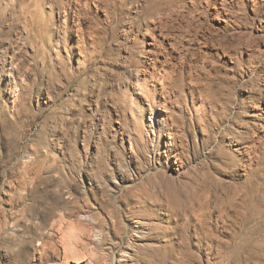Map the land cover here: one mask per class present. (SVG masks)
Segmentation results:
<instances>
[{
	"label": "rangeland",
	"instance_id": "rangeland-1",
	"mask_svg": "<svg viewBox=\"0 0 264 264\" xmlns=\"http://www.w3.org/2000/svg\"><path fill=\"white\" fill-rule=\"evenodd\" d=\"M263 108L264 0H0V264H264Z\"/></svg>",
	"mask_w": 264,
	"mask_h": 264
},
{
	"label": "bare ground",
	"instance_id": "bare-ground-1",
	"mask_svg": "<svg viewBox=\"0 0 264 264\" xmlns=\"http://www.w3.org/2000/svg\"><path fill=\"white\" fill-rule=\"evenodd\" d=\"M152 8H153V14L154 15L152 14V17H150V19L148 21L149 24L145 28H143L140 33H142V39H144V41H145L143 43L146 44V46H147V50H144L145 52L144 51L143 52L145 53V55L148 53V56H145V58H144V62L146 64H148L149 67L151 66V68L153 70H155V69H157L156 63H155V60L156 59L155 58L153 59L152 58L153 56L150 57V55L151 54H154V53L156 55L157 50L155 52V49H156L157 45L161 44V42H158L159 38L157 40V38H155L154 35H156V33H157V35L160 36V37H163V38H164V36L166 37V35H165L166 33L165 34L163 33V26H164V23L165 22H163V20H162V18L160 16L163 12L166 11V8L165 7H160L157 3L153 4V7ZM169 44H170V41H169ZM171 44H173V43H171ZM171 50H172V47H171ZM152 71H150L149 69H147L146 71H143L144 73H143L142 76H140L139 74H136L135 75V79H134V83H133V87H134L135 93H137L138 95H142V96L144 95L146 97V99H144L145 100V104H146L145 105V108H144V112L145 113H148V115H149L148 119L150 120V123H148V128H147L148 131L149 132H152V133H155V132L160 133L161 131H165V130L168 129V126L170 125L169 120H170V117L171 116L169 115L170 112L167 110V108H165V107L164 108H161L160 106H158L159 104L154 99V96H153L154 92L155 91L157 92V89L159 90L161 88H163V90H164V87H163V84H162V86L161 85L159 86V84H161L160 82H162V81H160L159 77L157 78L156 76H154L153 75L154 74L153 73L154 71L153 72ZM167 75H168V73H167ZM167 75H165V76H167ZM165 78L163 80H165ZM158 79H159L160 82L158 81ZM158 86L161 87V88H159ZM160 91H162V89ZM163 94H161V98L162 99L164 98V101H165L166 98H165V95L163 96ZM162 104H164V103H162ZM197 111L195 112L196 114H197ZM262 114H263L262 118H264V108L262 109ZM250 116H254L255 117V114H250ZM165 134H166V138H168V141H171L172 138H173L172 137V132H168V131L166 132L165 131ZM243 205H244V203H243ZM246 210H248V209H246ZM235 214H236V212H235Z\"/></svg>",
	"mask_w": 264,
	"mask_h": 264
}]
</instances>
